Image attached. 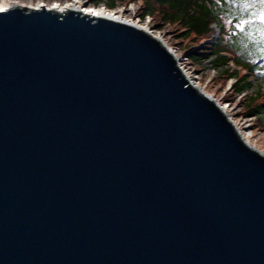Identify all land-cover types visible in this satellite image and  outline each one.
Listing matches in <instances>:
<instances>
[{
    "label": "water",
    "instance_id": "water-1",
    "mask_svg": "<svg viewBox=\"0 0 264 264\" xmlns=\"http://www.w3.org/2000/svg\"><path fill=\"white\" fill-rule=\"evenodd\" d=\"M0 264H264V154L141 27L0 11Z\"/></svg>",
    "mask_w": 264,
    "mask_h": 264
},
{
    "label": "rangeland",
    "instance_id": "rangeland-1",
    "mask_svg": "<svg viewBox=\"0 0 264 264\" xmlns=\"http://www.w3.org/2000/svg\"><path fill=\"white\" fill-rule=\"evenodd\" d=\"M16 1L20 4H44L48 6L59 5L66 6L71 0H9ZM85 4V7L102 8L108 12L121 15V18L127 22L136 23L139 26H143L149 30L152 35L157 37L161 36L166 46H169L179 59L181 64L186 67L188 73L194 80L198 81L201 88L209 95L213 96L219 103L225 104L226 94L229 93L230 84L236 82L235 79L228 81L226 85H221L215 82V78L219 77V74L228 67L221 65L215 67L213 60L215 57L210 58L204 62L202 67L195 65L192 60H187L188 53H185L181 47L178 46L176 39L174 38L175 29L173 25H166L164 27H158L152 18L143 16L141 10V4L134 2L129 4L124 0H113L116 4L115 8H105L103 4L96 3V0H77ZM222 0H217V5L220 8V23L224 25L227 30L230 39L237 37L241 34L240 39L237 37L235 41L242 40L238 45L240 47V58L242 57L249 61L256 67L255 72L249 75V81L251 86L245 90V94L255 95L262 93L264 96V21L260 20V15L264 12V3L261 0H223L225 4L221 3ZM109 2H107V5ZM110 9V10H109ZM118 12V13H117ZM247 17V18H246ZM239 21H235V19ZM216 29H220L219 22ZM216 37L217 34L215 35ZM233 43V41L231 42ZM235 46V45H232ZM244 62V61H243ZM244 72V71H243ZM245 73V72H244ZM246 99L242 97H235L234 103H230L228 109L229 114L233 115L235 122L238 123L240 128L250 129L248 134L252 136L251 142L258 149L264 151V108L257 118L248 117L244 118L243 101Z\"/></svg>",
    "mask_w": 264,
    "mask_h": 264
},
{
    "label": "trees",
    "instance_id": "trees-1",
    "mask_svg": "<svg viewBox=\"0 0 264 264\" xmlns=\"http://www.w3.org/2000/svg\"><path fill=\"white\" fill-rule=\"evenodd\" d=\"M126 2H139L143 16L149 15L158 27L173 25L176 27L174 38L178 46L188 53L192 62L202 67L203 63L215 57L213 65L219 67L227 64L231 59L238 65L248 69V73L255 72L256 67L245 58H240L239 43L237 37L230 39L225 26L220 23V8L217 0H124ZM100 4L101 0H96ZM221 3L225 4L222 0ZM110 8H115L116 4L112 0ZM247 18V17H246ZM239 21V19H235ZM219 22L221 25V37L214 43H204L213 34L212 25ZM239 39L241 37H238ZM233 41V43H231ZM235 45V46H232ZM244 61V62H243ZM231 77L236 78L229 93L226 94L225 101L233 102L235 97L251 86L249 75L239 72L229 73L223 71L219 77L215 78L216 83L226 85ZM242 115L246 117L258 116L264 108V96L262 93L248 95L243 101Z\"/></svg>",
    "mask_w": 264,
    "mask_h": 264
},
{
    "label": "bare ground",
    "instance_id": "bare-ground-1",
    "mask_svg": "<svg viewBox=\"0 0 264 264\" xmlns=\"http://www.w3.org/2000/svg\"><path fill=\"white\" fill-rule=\"evenodd\" d=\"M43 5L44 4H41V3L37 4V5H34V4H32V5L31 4H24L23 5V4H20V3L16 2V1L0 0V11H5V10H8L10 8H13V7H21V8H28V9H38V8H41ZM44 6L46 8H50V9L57 10V11H60V12H64L67 9L73 8V9L81 10L82 12H84L86 14H89V15L111 16L113 18H116L118 20L123 21V19L121 18V15H118L115 12L114 13L108 12L105 9H102V8L98 9V8L85 7L84 3H82L81 1H77V0H71V2L69 4H67L66 6H59V7H54V5H52V6L44 5ZM140 27H143V26H140ZM143 30H144V28H143ZM189 81L193 84V79H190ZM223 109H225V108H223ZM233 125L235 126L236 130L238 131V133L240 134V136L242 137V139L244 140L245 143L249 144L250 146H252L255 149H257L259 152L264 154V151L258 149L251 142L252 136L248 134V131L250 129L248 130L246 128H240L238 123H235Z\"/></svg>",
    "mask_w": 264,
    "mask_h": 264
},
{
    "label": "built area",
    "instance_id": "built-area-1",
    "mask_svg": "<svg viewBox=\"0 0 264 264\" xmlns=\"http://www.w3.org/2000/svg\"><path fill=\"white\" fill-rule=\"evenodd\" d=\"M177 64H178L179 68L182 70V72H183L184 74H187V75L190 76V74L188 73V70L186 69V67H184V66L181 64V60H179V61L177 62ZM193 83H194L195 85H198V84H199L198 81H196V80H194V79H193ZM229 108H230V105L226 104V105H225V109L227 110V114H228L230 120L233 122V124H235V123H237V122H235V118L233 117V115L229 114V111H228Z\"/></svg>",
    "mask_w": 264,
    "mask_h": 264
},
{
    "label": "snow or ice",
    "instance_id": "snow-or-ice-1",
    "mask_svg": "<svg viewBox=\"0 0 264 264\" xmlns=\"http://www.w3.org/2000/svg\"><path fill=\"white\" fill-rule=\"evenodd\" d=\"M261 2L264 3V0H261ZM54 7H59V5H54ZM259 18L261 21H264V12L261 13Z\"/></svg>",
    "mask_w": 264,
    "mask_h": 264
}]
</instances>
